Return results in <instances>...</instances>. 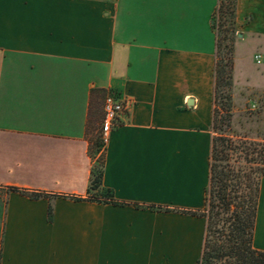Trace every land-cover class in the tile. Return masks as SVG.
<instances>
[{
  "label": "crops",
  "instance_id": "crops-1",
  "mask_svg": "<svg viewBox=\"0 0 264 264\" xmlns=\"http://www.w3.org/2000/svg\"><path fill=\"white\" fill-rule=\"evenodd\" d=\"M217 5L0 0V264L196 263L205 218L186 211L203 209L209 181ZM235 25L233 62L262 79L264 0H236ZM106 92L125 109L101 185L124 205L84 200L87 121ZM253 247L264 251V177Z\"/></svg>",
  "mask_w": 264,
  "mask_h": 264
},
{
  "label": "trees",
  "instance_id": "trees-1",
  "mask_svg": "<svg viewBox=\"0 0 264 264\" xmlns=\"http://www.w3.org/2000/svg\"><path fill=\"white\" fill-rule=\"evenodd\" d=\"M235 10L236 0H218L215 12L219 21L217 27H214L216 52L209 181L203 209L186 211L188 214L205 218L202 251L195 264H264V251L253 247L259 184L264 177V138L251 137L235 129L237 122L234 121L235 113L232 110V41L236 36ZM95 111H91L87 121L88 154L92 159V166L86 189L87 197L84 200L124 205L125 203L113 197L111 190L101 185L105 144L101 139V132L92 134L97 120L98 124L102 121V116L99 118L98 115V106ZM97 153H100L98 159ZM12 190L33 199L51 196L39 191L17 188ZM48 216H51L50 206Z\"/></svg>",
  "mask_w": 264,
  "mask_h": 264
},
{
  "label": "rangeland",
  "instance_id": "rangeland-1",
  "mask_svg": "<svg viewBox=\"0 0 264 264\" xmlns=\"http://www.w3.org/2000/svg\"><path fill=\"white\" fill-rule=\"evenodd\" d=\"M219 17L217 12L213 16V26L216 28ZM236 41L233 38L232 44ZM234 72L231 75L232 110L235 113V129L247 133L251 137L264 138V77L258 79L252 72V65L244 61L233 62ZM104 96V95H103ZM102 96V99H103ZM96 112V111H95ZM241 116H238V115ZM99 118L102 116L98 114ZM101 132V124H95L93 135ZM100 153L96 154L98 159Z\"/></svg>",
  "mask_w": 264,
  "mask_h": 264
},
{
  "label": "built area",
  "instance_id": "built-area-1",
  "mask_svg": "<svg viewBox=\"0 0 264 264\" xmlns=\"http://www.w3.org/2000/svg\"><path fill=\"white\" fill-rule=\"evenodd\" d=\"M261 56L255 55L257 63L260 62ZM124 102L114 93L106 92L102 102V121H101V139L106 142L112 127L117 123L119 115L124 111Z\"/></svg>",
  "mask_w": 264,
  "mask_h": 264
},
{
  "label": "water",
  "instance_id": "water-1",
  "mask_svg": "<svg viewBox=\"0 0 264 264\" xmlns=\"http://www.w3.org/2000/svg\"><path fill=\"white\" fill-rule=\"evenodd\" d=\"M239 36V35H238Z\"/></svg>",
  "mask_w": 264,
  "mask_h": 264
}]
</instances>
